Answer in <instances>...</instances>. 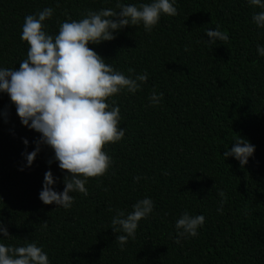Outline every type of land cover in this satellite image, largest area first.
<instances>
[{
  "label": "trees",
  "instance_id": "1",
  "mask_svg": "<svg viewBox=\"0 0 264 264\" xmlns=\"http://www.w3.org/2000/svg\"><path fill=\"white\" fill-rule=\"evenodd\" d=\"M115 5L0 0V66L19 68L26 58L20 38L26 15L53 8L45 23L55 35L59 22L79 20L89 9L118 11ZM176 7L177 15H162L150 32L142 24L126 26L111 41L89 44L114 69L126 76L146 72L148 79L135 94L109 98L120 107L125 136L104 146L111 167L88 179L86 196L73 193L68 209L39 199L46 171L57 178L58 192L66 173L44 145L24 167L22 153L35 149L40 134L21 124L15 105L0 93V221L12 236L4 243L35 241L50 264H264V57L257 53L264 28L252 22L260 9L247 0H177ZM217 25L228 40L205 43V31ZM153 90L163 96L150 106ZM240 137L255 146L243 168L222 156ZM146 196L154 211L121 249L111 218ZM185 211L205 222L196 237L177 243L174 223Z\"/></svg>",
  "mask_w": 264,
  "mask_h": 264
},
{
  "label": "clouds",
  "instance_id": "2",
  "mask_svg": "<svg viewBox=\"0 0 264 264\" xmlns=\"http://www.w3.org/2000/svg\"><path fill=\"white\" fill-rule=\"evenodd\" d=\"M247 3L260 9L253 13L252 22L264 28V0H247ZM176 4L177 0L146 3L116 0L118 11L89 9L79 20L59 22L55 35L48 33L45 23L53 17V8L45 7L35 15L24 17L20 38L28 45L26 58L20 61L19 68L0 66V93H6L15 105L21 124L40 134L35 149L22 153L24 167L33 164L44 145L52 149L54 161L66 173L63 191L58 192L54 190L57 178L51 170L45 172L39 192V199L45 205L68 209L74 203L73 193L88 194L85 185L90 177L105 175L112 158L104 146L125 136V129L118 126L120 107L109 98L125 90L135 94L148 79L146 72L126 76L114 69L89 44L111 41L126 26L142 24L150 32L162 15H177ZM205 34L209 37L205 40L207 44L228 40L219 25L207 29ZM257 53L264 57V46L258 44ZM162 96L153 90L148 97L150 106L158 104ZM23 143L27 146L29 142L24 139ZM254 152L255 146L240 137L222 156L235 158L243 168ZM140 179L134 177V181ZM218 195L221 201L217 211L222 212L225 194L219 191ZM131 209L128 213L117 210L111 218V229L117 233L115 242L121 249L130 238L135 239L139 222L153 213L154 203L146 196L132 204ZM204 222L203 215L183 212L174 223L176 242L196 237ZM11 237L0 221V264H50L42 245L26 239L21 246L3 242Z\"/></svg>",
  "mask_w": 264,
  "mask_h": 264
}]
</instances>
